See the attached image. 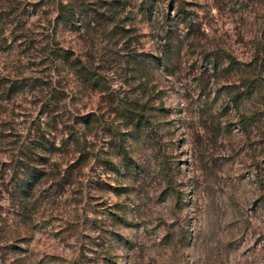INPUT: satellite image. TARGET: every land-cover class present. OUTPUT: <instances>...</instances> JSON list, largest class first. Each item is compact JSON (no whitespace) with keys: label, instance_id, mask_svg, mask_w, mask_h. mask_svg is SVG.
<instances>
[{"label":"rangeland","instance_id":"374dc122","mask_svg":"<svg viewBox=\"0 0 264 264\" xmlns=\"http://www.w3.org/2000/svg\"><path fill=\"white\" fill-rule=\"evenodd\" d=\"M0 264H264V0H0Z\"/></svg>","mask_w":264,"mask_h":264},{"label":"trees","instance_id":"16d2710c","mask_svg":"<svg viewBox=\"0 0 264 264\" xmlns=\"http://www.w3.org/2000/svg\"><path fill=\"white\" fill-rule=\"evenodd\" d=\"M237 94L239 95V94H241V92H238Z\"/></svg>","mask_w":264,"mask_h":264}]
</instances>
